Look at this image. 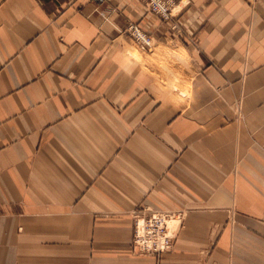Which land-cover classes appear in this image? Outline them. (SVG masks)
Instances as JSON below:
<instances>
[{
	"label": "crops",
	"instance_id": "obj_1",
	"mask_svg": "<svg viewBox=\"0 0 264 264\" xmlns=\"http://www.w3.org/2000/svg\"><path fill=\"white\" fill-rule=\"evenodd\" d=\"M172 5L0 0V264H264V0ZM144 210L182 212L158 259Z\"/></svg>",
	"mask_w": 264,
	"mask_h": 264
},
{
	"label": "built area",
	"instance_id": "obj_2",
	"mask_svg": "<svg viewBox=\"0 0 264 264\" xmlns=\"http://www.w3.org/2000/svg\"><path fill=\"white\" fill-rule=\"evenodd\" d=\"M96 3H102L104 0H91ZM147 2V7L150 10L160 16H169L167 9L163 7L166 2L170 0H145ZM158 7L162 13L156 10ZM129 34L132 39H145L146 41L149 40V37L143 33L138 27L130 26L129 27ZM167 216L165 215H152L148 220H144L145 218L140 217L137 219L135 223V232H136V241L135 245L137 246L138 250L144 251L146 253L150 252H157L162 251L165 249L167 243V237L162 234L163 226L167 227L165 224V219ZM162 238L161 240H159ZM159 240V241H158ZM158 241V242H156ZM152 246H156L155 249H152Z\"/></svg>",
	"mask_w": 264,
	"mask_h": 264
},
{
	"label": "rangeland",
	"instance_id": "obj_3",
	"mask_svg": "<svg viewBox=\"0 0 264 264\" xmlns=\"http://www.w3.org/2000/svg\"><path fill=\"white\" fill-rule=\"evenodd\" d=\"M91 1V0H90ZM107 0H104V2H106ZM172 2H174V0H170ZM102 2V3H104ZM150 2V0H149ZM100 3V4H102ZM143 3H145L146 7H147V2L145 0H143ZM173 5H169L168 6V13L170 14L169 16H160L154 12H152L151 10V13L155 14V16H157L161 21H165L167 22L168 20L171 19V14L173 13V8H172ZM148 8V7H147ZM134 26L138 27L142 32H144L137 24H134ZM129 25L127 27V33H129ZM145 33V32H144ZM147 34V33H146ZM147 36L150 38L151 36L149 34H147ZM151 48V47H150ZM179 61V58L176 57L174 60L173 59H169V62H171L172 64L170 65V67H168V64H167V61L166 60H163V58H160V65L158 68H156L157 70V74L159 75H163V74H166L168 76V71L170 72V75H172V78H174L175 82H176V85L177 87L175 89H178L179 90V86L184 84V82L182 80H180L181 76L179 75V73L177 71H175L173 69V65L175 66V64ZM165 62V64H163ZM163 64V65H162ZM164 66H166L167 68V71L165 72L163 70ZM173 74H175V76H173ZM175 89H172V90H175ZM185 90V87L183 88ZM143 213L142 214H135L136 216L134 217L133 219V227H132V240H131V243H132V249L135 251V253L139 256H151V257H155L156 259L160 258L164 253L172 250L173 246H174V241H175V238H176V235H177V232H178V227L181 225V220H182V212H176V211H166V212H163V211H153V210H144L142 211ZM152 215H165L167 216L166 219H165V224H167V222H169L170 220H176L178 221V227L176 230H168L167 227L164 225L163 226V229H162V234L165 235L167 237V243H166V246H165V249L162 250V251H157V252H152V254H147L146 252L144 251H141V250H138L137 246L135 245V242L134 240L136 241V232H135V223L137 222V219H139L140 217L142 218H145L144 220H148ZM162 238H160L159 240H161ZM158 240V241H159ZM156 241V242H158ZM156 246H152V249H155Z\"/></svg>",
	"mask_w": 264,
	"mask_h": 264
},
{
	"label": "bare ground",
	"instance_id": "obj_4",
	"mask_svg": "<svg viewBox=\"0 0 264 264\" xmlns=\"http://www.w3.org/2000/svg\"><path fill=\"white\" fill-rule=\"evenodd\" d=\"M174 2H172V1H169V2H166L164 5H163V7L164 8H166L167 9V11H168V6L169 5H172ZM148 9V11H150V8H147ZM156 10L157 11H159L160 13H162V11L158 8V7H156ZM129 26H134V24H131V25H129ZM128 35L130 36V34L128 33ZM131 37V36H130ZM131 39H132V37H131ZM134 41H136L137 43H139L140 45H141V47L142 48H148V49H150L149 47H151V45H152V42H151V39H149V40H145V39H136V38H134L133 39ZM133 54V57H135V58H138V59H140L139 58V55H137V54H135V53H131L130 55H132ZM159 56V55H158ZM141 57H142V55H141ZM153 57V56H152ZM143 59V58H142ZM163 64H165V62L163 63ZM162 64V65H163ZM160 65V64H159ZM163 70L166 72L167 71V68H166V66H164V68H163ZM157 74V73H156ZM159 75V74H158ZM173 76H175V74H173ZM168 77H170V82H169V87H170V89H175L176 87H177V85H176V82H175V80H174V78H172V75H170V72L168 71ZM175 78H176V76H175ZM185 79V78H184ZM159 80V79H158ZM186 80V79H185ZM163 81V80H162ZM184 82H186V81H184ZM161 86H163L162 84H161ZM165 88V87H164ZM182 88V87H181ZM176 90H178V89H176ZM188 91V90H187ZM187 91H186V89L184 90H182L181 91V94L183 95V96H186L187 95ZM177 227H178V221H176L175 219L174 220H170L169 222H167V229L168 230H176L177 229ZM147 254H151L150 252H148Z\"/></svg>",
	"mask_w": 264,
	"mask_h": 264
}]
</instances>
